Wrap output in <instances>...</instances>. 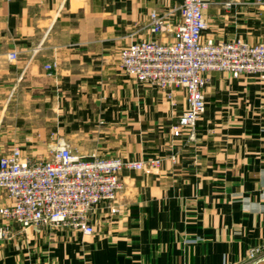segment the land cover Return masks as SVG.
<instances>
[{
    "label": "crops",
    "instance_id": "obj_1",
    "mask_svg": "<svg viewBox=\"0 0 264 264\" xmlns=\"http://www.w3.org/2000/svg\"><path fill=\"white\" fill-rule=\"evenodd\" d=\"M208 1L205 37L264 40V0ZM181 2L0 0V156L15 144L47 155L60 138L84 157L162 158L121 171V211L93 212L92 234L11 223L0 264H251L250 250L264 249V78L211 72L189 139L172 131L184 91L169 100L121 67L129 43L172 40L151 32L150 14ZM9 202L0 187V206Z\"/></svg>",
    "mask_w": 264,
    "mask_h": 264
},
{
    "label": "built area",
    "instance_id": "obj_2",
    "mask_svg": "<svg viewBox=\"0 0 264 264\" xmlns=\"http://www.w3.org/2000/svg\"><path fill=\"white\" fill-rule=\"evenodd\" d=\"M208 5V0H182L171 12L153 10L151 32H171L172 40L142 39L119 51L121 67L132 78L157 87L172 101L175 91H184L186 105L172 131L175 135L186 131L189 139H195L198 120L206 109L205 86L211 72L224 71L233 77L253 73L264 78V40L249 43L240 38L205 37ZM171 14L178 15L176 27L170 23ZM17 57V51L9 53L10 59ZM44 66L51 73L56 63ZM172 158L176 160L174 155ZM161 162L159 157L141 160L95 154L84 157L60 138L49 145L47 155L33 158L24 152L22 145L15 144L0 156V187L10 199L0 206L1 217L8 221L0 223V241L11 236V223L21 228L63 225L92 234L93 212L100 210L113 216L121 211V171L124 168L151 171ZM263 252L262 247L252 248L251 263L260 260Z\"/></svg>",
    "mask_w": 264,
    "mask_h": 264
},
{
    "label": "water",
    "instance_id": "obj_3",
    "mask_svg": "<svg viewBox=\"0 0 264 264\" xmlns=\"http://www.w3.org/2000/svg\"><path fill=\"white\" fill-rule=\"evenodd\" d=\"M251 264H264V258L254 262V263H251Z\"/></svg>",
    "mask_w": 264,
    "mask_h": 264
},
{
    "label": "rangeland",
    "instance_id": "obj_4",
    "mask_svg": "<svg viewBox=\"0 0 264 264\" xmlns=\"http://www.w3.org/2000/svg\"><path fill=\"white\" fill-rule=\"evenodd\" d=\"M178 119V118H177ZM189 138V137H188ZM3 241V240H2ZM2 241H0V242H2ZM264 250V249H263Z\"/></svg>",
    "mask_w": 264,
    "mask_h": 264
}]
</instances>
